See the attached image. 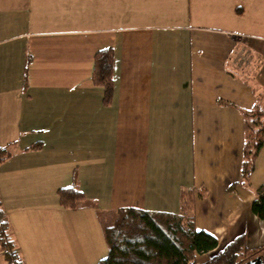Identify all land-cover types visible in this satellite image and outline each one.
Returning <instances> with one entry per match:
<instances>
[{"label": "crops", "instance_id": "1", "mask_svg": "<svg viewBox=\"0 0 264 264\" xmlns=\"http://www.w3.org/2000/svg\"><path fill=\"white\" fill-rule=\"evenodd\" d=\"M244 6L0 0V147L10 152L0 220L10 255L98 264L119 208L182 215L218 247L264 238L250 210L264 188V138L241 174L243 111L264 109V34L246 31L255 23ZM104 48L113 49L108 101L92 82ZM71 187L84 198L67 208L58 191Z\"/></svg>", "mask_w": 264, "mask_h": 264}, {"label": "trees", "instance_id": "2", "mask_svg": "<svg viewBox=\"0 0 264 264\" xmlns=\"http://www.w3.org/2000/svg\"><path fill=\"white\" fill-rule=\"evenodd\" d=\"M113 49L104 48L93 56L92 82L101 86L104 100L112 96ZM245 142L242 149L241 174L246 179L253 168L254 158L264 138V109L253 106L243 111ZM10 156L7 147H0V163ZM62 206L72 208L83 200L76 188L58 191ZM251 213L264 219V188L256 191L251 203ZM2 213L0 210V218ZM0 220V246L10 249L11 243L3 231ZM108 245L107 255L98 264H243L255 257H262L264 246L248 249L245 235L240 234L221 247L216 239L194 228L182 215L153 212L136 208H119L115 218L104 229ZM7 264H20L16 254H4ZM205 257V259H199Z\"/></svg>", "mask_w": 264, "mask_h": 264}, {"label": "rangeland", "instance_id": "3", "mask_svg": "<svg viewBox=\"0 0 264 264\" xmlns=\"http://www.w3.org/2000/svg\"><path fill=\"white\" fill-rule=\"evenodd\" d=\"M248 1L249 3L248 2L247 3L249 8L244 6V3H241V1L238 0V3L242 4L245 7V11L247 13L246 16L248 20L250 22L255 23V24L250 23L249 26H246L247 28L246 31L254 34H264V0H248ZM261 225L263 226L262 223H260L259 225H255V228L259 230ZM245 244L248 249L264 246V238L258 239L255 236H252L251 238H249V236L248 237L246 236ZM261 254H264V250L261 251ZM203 259H205V257ZM6 262H7L6 256L3 254L2 247L0 246V264H6Z\"/></svg>", "mask_w": 264, "mask_h": 264}, {"label": "water", "instance_id": "4", "mask_svg": "<svg viewBox=\"0 0 264 264\" xmlns=\"http://www.w3.org/2000/svg\"><path fill=\"white\" fill-rule=\"evenodd\" d=\"M243 264H263L262 257H259V256L255 257V258H253V259H251V260H249Z\"/></svg>", "mask_w": 264, "mask_h": 264}, {"label": "built area", "instance_id": "5", "mask_svg": "<svg viewBox=\"0 0 264 264\" xmlns=\"http://www.w3.org/2000/svg\"><path fill=\"white\" fill-rule=\"evenodd\" d=\"M7 253L9 254V253H10V251H9V250H7V249H4V250H3V254H7Z\"/></svg>", "mask_w": 264, "mask_h": 264}]
</instances>
